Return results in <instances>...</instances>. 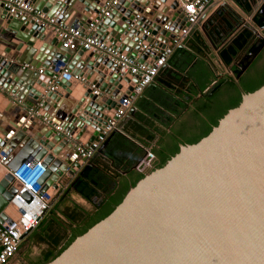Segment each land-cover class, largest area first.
<instances>
[{
    "label": "water",
    "instance_id": "water-1",
    "mask_svg": "<svg viewBox=\"0 0 264 264\" xmlns=\"http://www.w3.org/2000/svg\"><path fill=\"white\" fill-rule=\"evenodd\" d=\"M22 1L56 22L78 30L80 36L86 35L89 26L94 24L93 38L140 64H151L181 29H188L166 64L133 101L93 157L82 159L90 167L117 130L131 138L123 124L136 118V112L141 111L139 104L150 88H160L158 79L166 68L172 67L177 52L187 49L196 55L187 44L199 23L206 41L217 49L201 23L214 1H209L196 25L187 22L178 0H159L164 7L150 24L144 14L148 15L158 7L154 0H116L110 14L98 22L95 21L108 0H79L82 6L78 8L87 11L88 15L75 13L71 21L68 19L70 11L61 19L57 17L64 5L73 7L76 0ZM228 1L239 8L235 0ZM260 5L261 2L254 4L247 13L239 8L250 16L252 23L249 25L241 20L242 27L259 39L247 65L264 46V20L260 23L255 20ZM223 7L231 9L227 2ZM259 11L264 15V6ZM178 19L183 23L177 24ZM2 22L0 93L12 97L27 110L38 109L37 115L52 125H45L46 131H39L35 136L27 135L24 128L15 138H9L17 143L28 136L12 160L3 165L0 226L9 227L20 217L11 205L20 188L11 172L30 160L40 161L44 167L40 179L43 190L49 177L47 185L58 190L59 179L65 177L67 180L75 173L72 165L58 160L59 152L63 148H74L76 142L88 147L97 137L103 136L101 133L108 118L131 94L138 78L122 75L120 67L107 57L83 50L74 54V51L62 48L48 29L35 24L30 17L9 14L0 4ZM153 41L157 46L142 53L141 47H148ZM23 44L30 47L26 56L19 53ZM36 51V60H31ZM79 59L82 64L76 68ZM246 67V64L242 66V72ZM88 75L93 79L87 78ZM240 75L234 77L235 82ZM81 78L91 88H84ZM130 78L135 83L120 90V82ZM104 81L108 87L103 86ZM49 85L65 97L76 89L80 96L76 107L51 116L53 100L57 96L49 90ZM25 100L29 104H25ZM186 107L184 105L173 119H178ZM84 112L91 116H85ZM165 129L169 131V127ZM9 141L8 135L0 138V164L5 157L2 148ZM73 166L80 167L77 162ZM77 180L71 183V188L76 189ZM10 183L12 186L8 187ZM23 197L30 200L25 194ZM7 208H10L11 216L10 211L6 212ZM44 264H264V85L252 92H242L239 104L229 109L206 136L193 144H179L178 152L162 167L143 173L107 216L76 236Z\"/></svg>",
    "mask_w": 264,
    "mask_h": 264
},
{
    "label": "crops",
    "instance_id": "crops-1",
    "mask_svg": "<svg viewBox=\"0 0 264 264\" xmlns=\"http://www.w3.org/2000/svg\"><path fill=\"white\" fill-rule=\"evenodd\" d=\"M183 1L189 2L192 0L189 1L183 0ZM210 1H214L210 7L211 8L210 12H208L205 19L201 23L205 25V28L208 34L210 35V38L214 46L217 49L212 48V46L206 41L199 27L200 23L198 24L199 25L198 29L193 32L191 38L188 40V44L190 41H195L196 39H198L199 41L200 39L203 40L206 46L204 55L194 52V50H192L188 44L187 46L194 53H196V55L192 53L195 56V60H199L206 63L208 68L213 69L214 73H216L217 75L226 76V65L224 64L223 60L220 57V52L224 49V47H226V33L223 34L222 32L218 31L217 27L212 31L213 24H211V22H214L215 19H219V17L226 15L227 10H231L230 12L235 13L236 17H238V24L235 26L234 32L232 33V35H230L227 41L233 39V37L237 34V32L243 29V27L240 26L241 20H243V22H247L249 25H252V23L250 21V16L245 15L239 8L233 5L230 1L228 0H223V1L210 0ZM56 2H60V1H56ZM154 2H156L155 4L158 5V8H153L152 11L148 13V15H146V13L144 14L147 18L146 22H148V24L151 23L154 16L160 14L161 9L164 7V4L161 3L159 0H154ZM225 2L228 3V6L231 9H227L223 7V4H225ZM253 2L254 4H258L261 2L259 8H261L264 5V0H254ZM80 6H82V4L79 0L78 1L76 0L74 2L73 7L64 5L62 10L59 12L57 18L61 19L62 16L66 12L68 13L69 11H70L68 17L69 21H71L74 18L75 13H79L83 16L85 15L87 16L88 15L87 11L79 9L78 7ZM53 7L54 6H52L51 8ZM255 14L258 15L259 11H256ZM178 21L177 24L183 23L182 20L178 19ZM197 23L198 21L194 25H196ZM0 26L1 27L3 26V22L0 23ZM29 48L30 47L23 44L21 49L19 50V53H21V55L26 56L27 50ZM32 48L34 47L32 46ZM78 51L80 50H76L73 53L76 54ZM187 51L191 52L190 50ZM37 54L38 51H36L31 56V60H36L35 58ZM149 60L150 59L148 58L147 61ZM81 64L82 61L79 59L76 61L75 67L77 68ZM165 70L163 72H165ZM19 72H21V70H19ZM105 75L109 76V74H105ZM161 76L158 79V84L160 88H150L147 95L141 100L139 104L141 111L136 112V118L128 119L123 124L124 131L128 133L131 136V138L124 135L123 132L117 130V132L113 134L112 138L110 139V143L104 149L103 153L99 154L96 157L92 167L87 166L88 165L87 161L82 162V159L80 157H77V153L75 149L76 146H78L80 143L76 142L74 144V148L73 147L63 148L59 152V154L57 155L58 160H60L64 164L72 165L71 168H73L75 173L74 175L70 176L67 180L65 177L60 178L57 184L59 188L58 190L54 189L50 184L47 185L51 177L46 179L44 184L46 188L45 192L49 196V203H48V209L46 210L45 214L42 217V219L44 220V218L50 214L48 218V223L45 228L46 230L58 229L56 225L60 224L63 230L62 238L64 239L66 235L67 236L70 235L69 227L70 224L72 223L69 218V213L76 208H79L78 211L80 213L88 212L89 210L92 209V204L88 200H86L84 196H82L81 190L78 189L77 187L76 189L70 187L71 183L76 178L78 179L77 180L78 182L80 178L84 176L85 172L86 174L83 180L88 184V189L95 190V193H97V189H99L100 187H105L106 189L108 185L110 188L107 190L106 195L113 190L115 191L120 186L125 188L127 187L128 190L131 186L135 185V184L132 185L133 181L135 180V177L138 174H141L136 171V166L141 160V158L144 156L145 152L147 150L153 151V149H159L160 145L158 144V141L161 140L163 134L165 135L170 133V128L173 124L169 126L170 123L168 121L170 119L169 116H173L172 114L177 113L178 109L184 108V105L187 106L186 110H188L190 105L189 97L185 95L180 96L179 94H177V85L175 84H172L171 87L164 86L162 84V79L164 78L163 73L161 74ZM87 78L93 79V76H89ZM80 82L84 88H91L90 84L86 80L83 79V81L80 80ZM134 83L135 80L133 78H130L127 82L122 81L120 82V86H121L120 90L122 91L126 90L130 87V85H133ZM103 84L104 87L109 86L108 83H106L105 81ZM36 88H39V86L36 85ZM14 92H16V89H14ZM53 92L57 97L55 100H53L54 108L51 116L55 117L58 113L62 114L69 112L71 109L73 110L76 107L77 103L79 102L78 99L80 96H78L76 89L71 94H69L68 97H65L61 92H58L57 90H54ZM24 102H26L25 104L27 103L29 104V102L26 100ZM37 112L38 109L33 108L27 110L24 107H22L20 103L13 100L12 97L10 98V96H6V95L4 96L0 93V138L3 139L4 135L5 136L8 135V140H10L9 143H6L5 147L2 148V151L5 152V157L3 164H0V180L3 178V175L5 173V168L3 165L11 161L14 155L16 154V152H18L21 149V146L27 140L28 137L27 135L35 136L39 131H46L45 125H48V123H46V120H42L37 115ZM82 114H85V116L86 115L91 116L87 112H84ZM49 125L50 126L48 127L52 126L50 122ZM165 127H169V131H166ZM24 128L27 129L26 130L27 135L25 138H23L22 140L20 138V141L17 143L14 141L12 142V139H9V138H15L17 134L20 132V130ZM150 136H152V138H150ZM153 143L155 144L153 145ZM67 160L71 161V164H69ZM75 162L79 164L80 166L79 168L73 166V163ZM157 164H158V158L156 157L155 167ZM82 171L84 172L83 176H80V173ZM99 176H102L104 178ZM10 186H12L11 183L8 185V187ZM42 219L40 220L39 224H41ZM68 222H70V224ZM30 233L28 235H30ZM28 235L22 240L20 245H22V243L23 244L29 243L27 240ZM58 235L59 234H57V236ZM56 244H55L56 249L54 250V252L60 250L61 247V246L59 247V243L57 245ZM14 258L15 257H13L11 260H13ZM11 260L9 261V263L11 262Z\"/></svg>",
    "mask_w": 264,
    "mask_h": 264
},
{
    "label": "trees",
    "instance_id": "trees-1",
    "mask_svg": "<svg viewBox=\"0 0 264 264\" xmlns=\"http://www.w3.org/2000/svg\"><path fill=\"white\" fill-rule=\"evenodd\" d=\"M235 1L238 7L246 13L250 12L254 5V0ZM261 17L262 14L259 12L255 17L256 22L260 23ZM211 24H213L212 31L217 27L218 31L223 34L226 33V47L220 52V57L225 65H230L239 52L248 44L252 38V33L247 28H243L237 32L233 39L227 41L238 24V17H236L235 13L230 12V10H227L226 15L215 19ZM188 45L194 52L204 55L206 46L203 40L200 39L199 41L196 39L195 41H190ZM262 59H264V54L259 55L253 65L249 67L246 75L240 78L239 82H235L234 78L226 75L228 79L217 81V84L211 91L209 88L212 86L215 78L206 63L195 60V56L185 49H180L177 52L172 60V67L163 72L164 78L162 79V84L169 87L172 84L177 85V94L189 97L190 105L188 110L175 122L176 124L171 126L170 133L163 134L161 140L158 141L160 148L153 149L152 152L158 158V164L155 168L162 167L168 159L176 154L179 150V144H193L206 136L229 109L239 104L242 92H252L264 85V65H259V62L263 61ZM246 76L248 78H245ZM198 90H200V94ZM186 115H190V125L182 123L186 122ZM180 122L181 125L177 126ZM178 127L181 128L178 129ZM84 176L80 178L75 187L80 189L82 196L92 204V209L83 213L84 218L76 228L74 226L70 229V237L67 244L72 242L76 236L84 233L100 219L107 216L121 201L127 191V187L120 186L121 188L119 187L115 191L113 190L105 195L100 203H96L92 200V196L96 194L95 190L88 189V184L83 180ZM141 178L142 175L138 174L132 185ZM71 212L69 218L73 226L78 213H73L75 210ZM39 226L40 224L37 227ZM51 254V252L46 253L41 260L36 261L34 264L47 262L54 256Z\"/></svg>",
    "mask_w": 264,
    "mask_h": 264
},
{
    "label": "built area",
    "instance_id": "built-area-1",
    "mask_svg": "<svg viewBox=\"0 0 264 264\" xmlns=\"http://www.w3.org/2000/svg\"><path fill=\"white\" fill-rule=\"evenodd\" d=\"M181 4L183 13L190 25L195 24L201 13L210 0H178ZM117 3L116 0H108L104 9L100 11L98 22L103 16H108ZM3 8L9 14L30 17L35 24L49 30L61 43V47L69 51L83 50L92 52L104 57H107L112 63L120 67L122 75L130 74L138 78L137 83L131 91V94L120 102V108L117 109L107 120L106 126L102 131L103 136L97 137L88 147L82 144L76 146L78 157L81 159H90L93 157L100 144L105 140V137L115 128L118 122L126 114L127 110L133 101L143 92V90L157 76L159 70L166 64L167 59L171 56L173 50L181 43L187 35L188 29L184 28L179 31V34L174 39L170 40L169 47L160 54L151 64H140L136 60H132L115 50V48L105 45L92 37L94 24L90 25L87 34L80 36L79 31L56 22L54 19L47 17L44 13L35 10L22 0H0ZM167 29V26H164ZM157 43H151L148 47L142 46L141 52L147 49L156 47ZM63 68V73H66ZM41 73V72H39ZM83 81V79H81ZM49 90L54 91L53 85H49ZM96 91H94L95 93ZM46 120V119H45ZM49 124V121L46 120ZM59 129L58 126H55ZM4 161V158L1 159ZM1 161V162H2ZM156 157L154 153L147 150L136 166V171L143 174L155 168ZM44 172V167L40 161L30 160L20 165L11 175L20 188L14 195L11 205L19 212V219L12 223L9 227L0 226V264H8L14 257L19 248L24 236L37 228L40 220L48 209L49 196L43 190V184H40L41 176ZM26 195L30 200L27 201L23 197Z\"/></svg>",
    "mask_w": 264,
    "mask_h": 264
},
{
    "label": "rangeland",
    "instance_id": "rangeland-1",
    "mask_svg": "<svg viewBox=\"0 0 264 264\" xmlns=\"http://www.w3.org/2000/svg\"><path fill=\"white\" fill-rule=\"evenodd\" d=\"M241 22V21H240ZM242 27V25H240ZM239 26V27H240ZM75 212L78 213L79 208L74 209ZM70 214V213H69ZM50 215V214H49ZM49 215L42 219L41 224L39 227L32 230L30 235H28V242L29 243H22V245L19 246L17 249L14 259L11 260L9 264H34L36 261L41 260V258L46 254L51 252L52 258H54L56 255H58L67 245V241L70 237L65 236V238H62V227L61 225H56L58 229H48L46 230V225L48 223ZM70 224V222H68ZM72 228V225L70 224L69 230ZM71 231V230H70ZM57 234H59L57 236ZM59 243L60 252H54L56 249L55 244ZM28 244V245H27ZM56 244V245H57ZM50 258L49 260H51ZM48 260V261H49ZM47 261V262H48ZM46 263V262H44ZM41 263V264H44Z\"/></svg>",
    "mask_w": 264,
    "mask_h": 264
},
{
    "label": "flooded vegetation",
    "instance_id": "flooded-vegetation-1",
    "mask_svg": "<svg viewBox=\"0 0 264 264\" xmlns=\"http://www.w3.org/2000/svg\"><path fill=\"white\" fill-rule=\"evenodd\" d=\"M254 6V5H253ZM264 6V5H263ZM260 9V8H259ZM259 11V10H258ZM260 12V11H259ZM262 14V13H261ZM257 14H255L256 17ZM261 20H264V15L262 14ZM259 43V39L256 38L255 36L252 35V38L250 39V41L248 42V44L245 46V48L243 50H241L239 52V54L235 57V59L233 60V62L230 65H226V75L227 76H231L232 78H234L236 75L241 74L239 77V80L242 76L246 75V73L249 71V67H251V65H253L254 61L259 57V55H263L264 54V46L260 49V51L258 52V54L256 55V57H254V59L247 65V62L250 60V55L251 53L254 52V48L257 46V44ZM248 57V58H246ZM263 61L259 62V65H264V59H262ZM246 64V69L242 72V66ZM214 76V81L212 82V86H210V90L212 91L215 87V85L217 84V81L221 80V79H228V77L224 76V75H217L216 73H213ZM245 78H248V76H246ZM238 80V82H239ZM211 94V93H210ZM160 100V99H159ZM182 109V108H181ZM185 112V111H184ZM182 112L181 115L179 116V118L182 116V114L184 113ZM180 113V109H178L177 113L172 114L173 116H169L170 119L168 120L169 126H171V124H176L175 122L178 119L174 120V116ZM185 117V116H184ZM185 123L182 122L183 124L186 125H190L191 123V118L190 115H186V119H185ZM181 122L177 124V126H180ZM181 127H178V129H180ZM102 177V176H99ZM104 178V177H102ZM109 185L106 187H100L99 189H97V193L96 195L92 196V200L96 203H100V201H102L103 197L106 195L107 190L109 189ZM72 213V212H70ZM70 215V214H69ZM77 216V215H76ZM84 218L83 213L78 212V217L75 218V223H73V226H76L80 223V221Z\"/></svg>",
    "mask_w": 264,
    "mask_h": 264
},
{
    "label": "bare ground",
    "instance_id": "bare-ground-1",
    "mask_svg": "<svg viewBox=\"0 0 264 264\" xmlns=\"http://www.w3.org/2000/svg\"><path fill=\"white\" fill-rule=\"evenodd\" d=\"M222 1H223V0H222ZM157 8H158V7H157ZM6 210H7L6 212H9V211H10V208H7ZM9 215H10V216L12 215V212H11V211L9 212Z\"/></svg>",
    "mask_w": 264,
    "mask_h": 264
}]
</instances>
